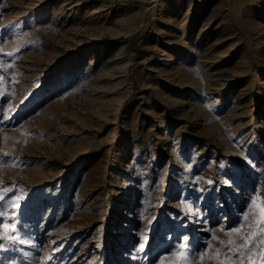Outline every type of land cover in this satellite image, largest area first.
I'll list each match as a JSON object with an SVG mask.
<instances>
[{
	"label": "rangeland",
	"instance_id": "374dc122",
	"mask_svg": "<svg viewBox=\"0 0 264 264\" xmlns=\"http://www.w3.org/2000/svg\"><path fill=\"white\" fill-rule=\"evenodd\" d=\"M0 48V224L28 241L0 264H173L184 236L240 264L219 240L264 205V0H0Z\"/></svg>",
	"mask_w": 264,
	"mask_h": 264
},
{
	"label": "snow or ice",
	"instance_id": "6c2138e0",
	"mask_svg": "<svg viewBox=\"0 0 264 264\" xmlns=\"http://www.w3.org/2000/svg\"><path fill=\"white\" fill-rule=\"evenodd\" d=\"M19 49H17L16 51H18ZM0 54L7 56V57H13L14 56V52H4L3 48H0ZM14 67V62L13 63H5L0 61V71H2L3 73H8L9 69H12ZM18 74V73H17ZM5 80V75H0V82H3ZM13 82H18V81H13ZM10 96L11 93H5L3 91H0V96ZM205 107H208V105H205ZM8 111H13L12 106L9 105ZM4 119H10L9 116L5 115ZM7 139V137H6ZM26 142V141H25ZM0 154H2L3 156L7 157L9 156L8 152H4L2 150H0ZM18 159V158H16ZM202 179V178H201ZM209 183H211V180H208ZM3 183V180H0V184ZM223 183L227 184L228 181L225 180ZM14 186V185H13ZM199 191H202V189H198ZM3 191L7 192V191H11L10 188H6L3 189ZM262 195H264V193H262ZM4 197L0 196V200H3ZM21 199H23V197L20 196H14L12 198L13 201H15L14 203H11V207L13 209L15 208H19L20 204L18 203V201H20ZM251 199V203L248 205L249 209L253 208L256 204V198L252 197ZM182 205L184 206V208H186L188 210V213L191 215H197V213L193 212V205L190 202H186L185 200L181 201ZM246 223L248 225L249 228H256L255 232H249V233H241V230L239 228L233 227L231 229V231L228 230H224L222 229V231H224V234L228 237H230V239H228L227 241L225 240H219V243L221 245L224 244H228L231 245V248L229 249V251L233 254L238 253L239 256L241 257L240 259V264H244L243 261V257L245 255H248L249 253L256 251L257 249L254 247H249L250 244L253 243L252 241V237L253 236H259V243L260 244H264V205H261L260 209H259V218L258 220H256L255 222L248 220V216H249V212H244L243 213ZM6 213L3 211H0V217H5ZM0 229H3V232L0 233V240L2 241H10L13 244H27L28 241L23 239L22 237H19L17 235H9V231L11 232H16L17 229L14 225H4V224H0ZM233 234H240V239H242L244 241V243L242 244H238L236 243L235 239H232L231 237H233ZM212 239L216 240L218 239L215 235L212 236ZM141 240L143 242L139 243V247L137 249V252H141L144 250L145 245L147 243V236L144 233H141ZM189 237L188 236H184V241L185 243H180L176 246V250L171 252L170 255L172 257H179L178 260L174 261L173 264H195L197 258L199 259H203V257L205 256V252L204 251H186V249L188 248V242ZM35 247V245H33ZM4 244L0 243V248H3ZM208 247H211V245H208ZM242 250H246V251H242ZM217 254H219V249L216 250ZM226 259L229 261V264H236V262L232 259V256H230L228 253H224ZM259 255H260V260L256 261L251 259V257L249 256V261L248 264H264V248L259 249ZM160 262L161 264H164L165 261V257L161 256L160 258ZM48 261H52L53 257L49 256L47 258Z\"/></svg>",
	"mask_w": 264,
	"mask_h": 264
}]
</instances>
